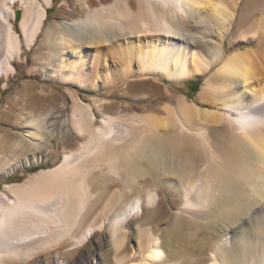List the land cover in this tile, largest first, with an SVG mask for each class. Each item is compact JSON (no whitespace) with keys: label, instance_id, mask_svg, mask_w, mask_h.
Masks as SVG:
<instances>
[{"label":"bare ground","instance_id":"6f19581e","mask_svg":"<svg viewBox=\"0 0 264 264\" xmlns=\"http://www.w3.org/2000/svg\"><path fill=\"white\" fill-rule=\"evenodd\" d=\"M132 2L89 7L85 18L48 29L42 63L50 76L79 89L104 72L107 87L202 77L198 95L189 99L166 85L164 106L114 115L103 111L109 100L93 97L92 105L69 91L72 111L62 132L85 140L64 147L56 165L0 189V264H43L109 227L113 263H128L131 223L139 264H264V0ZM53 6L0 0V80L16 72L24 46H36ZM237 40L249 46L234 48ZM106 49L122 67L114 79ZM95 58L110 70L99 73L95 64L91 71ZM57 116L42 110L21 118L26 130L11 148L40 147L56 124L49 117ZM13 160H2L0 174L30 162ZM164 177L173 180L170 188L157 182ZM160 190L170 194L171 210L152 225L163 212ZM104 252L94 249L80 264H109L112 253Z\"/></svg>","mask_w":264,"mask_h":264},{"label":"rangeland","instance_id":"374dc122","mask_svg":"<svg viewBox=\"0 0 264 264\" xmlns=\"http://www.w3.org/2000/svg\"><path fill=\"white\" fill-rule=\"evenodd\" d=\"M135 1L136 0H133L132 3L135 4ZM113 2L114 0H54L53 8H49V17L46 22L47 24L45 25L43 33L38 39L36 46H34V48L32 49H28L24 46L25 51L23 53L22 58L20 60L14 61L16 66V72L8 77L1 78L0 80V150H1L0 167L3 164L2 160H5L6 158L7 159L11 158V160L15 158L14 159L15 161H17L16 159H18L19 161H17V163L22 160L25 161L28 159L30 160V162H32V164L29 162L28 166L19 167L14 172L0 174V189H3L6 183L24 182L30 176V173L31 172L33 173V171H31L33 168L36 167L47 168L56 165L60 161V159L63 158L64 156L63 154L64 147H66V149H70V148L75 149L81 143L82 139L79 140L80 138L83 137L84 138L83 140H85L86 136L77 137V134L72 129L67 130V133L62 132L65 126L63 127L60 125L61 121H63V119L69 118L72 111L73 97L71 96L69 91L77 93L84 101L91 104H92L91 99H93V97L95 98L99 97L100 99L102 98L104 100L105 99L109 100L108 101V103L110 102L109 105L108 103H106L105 106L107 105L106 106L107 108L104 107L103 111L111 114L113 113L114 115L115 113L117 114V111H121L122 113H145L148 111H153L154 107L164 106L167 103L166 102L167 93L165 89L166 85H168L175 94L186 93L189 99L194 98L198 95V91L200 89L203 80L202 77L197 79L183 80L177 83H171L165 80H161L159 82L157 80L149 79L147 82L142 81L131 87H127L128 84L121 83L118 80H116V82L114 83L115 85L111 87L105 86L104 78L103 79L101 78L104 77L105 74L104 71L110 68L111 70L110 69L109 70L111 71V77L112 79H114L121 76V70H122V69L120 70L121 66L118 62L119 60L113 59L116 58V56H114L115 53L114 54L112 53L114 57H111L112 55L109 54L111 51H108V49L104 51H107L106 52L107 54L105 53L107 57L106 59L108 60V61L106 60V64L107 66L109 65L108 66L109 68L108 67L106 68L105 61H102L99 58L100 60L99 62L101 63L102 61V63L100 64L98 60L95 58V62H94L93 60L94 57L91 56V58H93L92 59L93 61L91 63V59L89 60L90 61L89 64L91 65V67H89L90 70L95 71L96 69H94L95 67L94 65L98 64L100 67L99 68L96 65L98 67L97 70H100V72L99 71L98 72L99 73L104 72V73L103 75L101 73L100 74L101 76L95 79L96 81L95 83L90 82L89 83L90 85L88 84V86L84 89L77 88V86H75L73 83L72 84L63 83L60 80L58 81V79H55L50 76V73L52 74L50 69L51 66L48 63L46 64L42 63V57H44V53L47 51L46 48L47 46L45 44L47 31L52 29V27L56 23H59L61 20H73L77 18H85V16L87 15V8L89 7L93 9L99 7L101 4H112ZM17 11L21 13L20 14L21 17L22 16L21 7L17 8ZM15 22L18 25L19 20L16 19ZM243 45L249 46L248 43L246 45L245 41H242V44H240L239 40H237L233 46L234 48H238V47H243ZM116 61L118 62L117 64H115ZM113 64H115L117 67H114L115 65L113 66ZM90 70L88 69V72H90ZM5 82L6 85H4ZM91 84H93V86L91 87V89H89ZM42 110H47V111L51 110L53 113L59 114V116L55 117V119L54 117L53 118L49 117L48 120L50 122L52 121V123L56 122V124L51 123L52 125L48 126L47 130L48 129L49 130L53 129V130L45 133V138L42 141V145H40V147L38 146L31 148L28 146L24 147V145H22L17 148L15 147L11 148V144L13 142H16L19 136L26 130V128L23 126L26 124V121L21 118L28 119L30 114H35L36 116H38ZM94 111L96 112V115L98 117L97 123H99L100 119L102 118V114L100 112H97L98 110H96V108H94ZM49 133L51 134L49 135ZM46 135L48 137H46ZM49 136L51 137L49 138ZM44 141L46 144H44ZM1 153L4 156H2ZM148 167L151 166L150 165L145 166V168ZM164 181L165 182L167 181L166 182L167 185H165V187L169 186L168 184L173 182V180H171V177H164L158 180L157 182L159 184L161 183L166 184ZM115 187H119V184L118 185L115 184ZM164 191L165 190H160V197L162 198L164 205L162 206L160 211L163 210V212L162 213L159 212L156 213V215H154V217L151 219L153 220L151 222L152 225L154 223H155L154 225H156L159 220L162 222L164 216L171 210L170 208L171 201L169 197L170 194ZM105 196L108 197V195ZM107 197L105 198L107 199ZM177 202L178 201L176 200L174 202V205H176ZM101 206H103V204ZM100 209L102 208L100 207ZM131 219L126 220L125 222L126 226L131 223L130 221ZM156 219L159 220L157 221ZM158 223L160 224V222ZM135 224L136 223L130 224L128 228V235L125 238V244L126 245L128 244L127 249L130 250V253L132 254L131 257L132 259L130 258L129 259V261L131 260L130 262L129 261L128 263L124 262L123 264L140 263V260L138 259L140 256L138 253L136 254L135 252L136 251L135 248H137L138 246L137 240L131 236L132 233L136 232ZM110 231H111L110 227L108 229H103V230L99 229L96 232V234L91 238V240L87 245L79 246L76 249L68 248L66 250L68 251V253L65 252L68 255L64 254L61 257L54 258L51 260L44 259L43 264H49V262L50 264H57L59 259H61L62 261L65 260L64 263L62 264H80L85 258H87L88 254L91 253V251L94 249H96L98 252L105 251L104 255H108L109 252L112 253L111 254L112 261L110 260L109 264H114L112 257L114 254L112 251L113 248L109 243L110 240H108L110 239L109 238ZM53 260L55 263L53 262ZM51 261L53 263H51ZM32 264H40V262L36 258Z\"/></svg>","mask_w":264,"mask_h":264},{"label":"trees","instance_id":"16d2710c","mask_svg":"<svg viewBox=\"0 0 264 264\" xmlns=\"http://www.w3.org/2000/svg\"><path fill=\"white\" fill-rule=\"evenodd\" d=\"M20 12L19 11H17V20H19L20 19ZM192 82V81H191ZM199 85V84H198ZM42 167H36V168H33L31 171H37V170H40Z\"/></svg>","mask_w":264,"mask_h":264}]
</instances>
